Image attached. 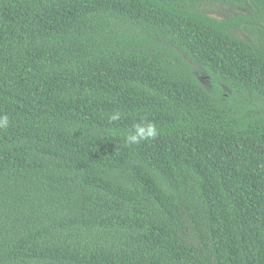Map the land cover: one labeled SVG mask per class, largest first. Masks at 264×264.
<instances>
[{"label": "trees", "instance_id": "1", "mask_svg": "<svg viewBox=\"0 0 264 264\" xmlns=\"http://www.w3.org/2000/svg\"><path fill=\"white\" fill-rule=\"evenodd\" d=\"M2 115L0 264H264V0H0Z\"/></svg>", "mask_w": 264, "mask_h": 264}, {"label": "clouds", "instance_id": "2", "mask_svg": "<svg viewBox=\"0 0 264 264\" xmlns=\"http://www.w3.org/2000/svg\"><path fill=\"white\" fill-rule=\"evenodd\" d=\"M121 112L115 111L108 116L109 122H115L121 119ZM10 125L7 115L0 116V131L6 130ZM159 135V129L151 121H141L135 123L132 129L125 136V143L128 145H138L143 141L155 140Z\"/></svg>", "mask_w": 264, "mask_h": 264}, {"label": "rangeland", "instance_id": "3", "mask_svg": "<svg viewBox=\"0 0 264 264\" xmlns=\"http://www.w3.org/2000/svg\"><path fill=\"white\" fill-rule=\"evenodd\" d=\"M207 10H208L209 14L217 16V17H229V16L238 12L237 8H234L232 6L231 7L226 6L223 4L207 5ZM243 37H245V36L243 35Z\"/></svg>", "mask_w": 264, "mask_h": 264}, {"label": "flooded vegetation", "instance_id": "4", "mask_svg": "<svg viewBox=\"0 0 264 264\" xmlns=\"http://www.w3.org/2000/svg\"><path fill=\"white\" fill-rule=\"evenodd\" d=\"M235 8V7H234ZM239 9V8H238Z\"/></svg>", "mask_w": 264, "mask_h": 264}]
</instances>
